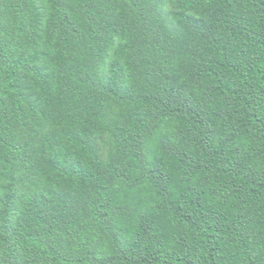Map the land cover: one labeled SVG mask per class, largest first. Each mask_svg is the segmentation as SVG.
<instances>
[{
	"label": "trees",
	"instance_id": "trees-1",
	"mask_svg": "<svg viewBox=\"0 0 264 264\" xmlns=\"http://www.w3.org/2000/svg\"><path fill=\"white\" fill-rule=\"evenodd\" d=\"M0 264H264V0H0Z\"/></svg>",
	"mask_w": 264,
	"mask_h": 264
}]
</instances>
